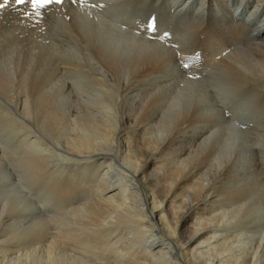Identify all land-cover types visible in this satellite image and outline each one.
Returning <instances> with one entry per match:
<instances>
[{
  "label": "bare ground",
  "instance_id": "bare-ground-1",
  "mask_svg": "<svg viewBox=\"0 0 264 264\" xmlns=\"http://www.w3.org/2000/svg\"><path fill=\"white\" fill-rule=\"evenodd\" d=\"M96 5L66 2L43 10L42 17L25 16L26 6L14 2L0 9V99L14 109L19 127L30 119L42 136L70 154L90 156L96 167L88 175L89 186L87 177L78 182L66 172L54 177L46 170L52 163L47 156L42 165L38 153L17 144V123L5 124L12 143L6 145L7 166L18 168L26 184L15 183L17 176L11 177L6 159L3 164L0 158V264L31 256L42 264L46 253L57 264L53 256L61 247L56 240L69 238L53 235L46 214L54 215L76 192L85 196L90 184L102 198L73 205V211L86 213L76 214L82 230L109 224L124 211L117 200L133 194L146 209L133 211L128 220L141 232L155 229L164 236L150 232L149 249L174 260L181 253L187 264H202L209 256L205 264L231 261L227 247L238 239L253 244L264 234V0H101ZM107 11H115L117 20ZM151 15L157 16L159 33L171 31L178 48L156 34L154 40L147 38L124 20L146 22ZM177 51L187 68L177 63ZM91 132L93 140L86 135ZM20 147L24 150L18 154ZM113 165L123 175L114 172L109 182L103 169ZM23 187L30 189L27 197ZM126 221L119 217L114 223ZM259 250L249 264H258Z\"/></svg>",
  "mask_w": 264,
  "mask_h": 264
},
{
  "label": "rangeland",
  "instance_id": "rangeland-1",
  "mask_svg": "<svg viewBox=\"0 0 264 264\" xmlns=\"http://www.w3.org/2000/svg\"><path fill=\"white\" fill-rule=\"evenodd\" d=\"M4 103V104H3ZM3 104V105H2ZM6 104V105H5ZM2 105V106H1ZM6 106H7V108H6ZM2 109V110H1ZM11 109V110H10ZM8 110V111H7ZM2 111V113H0V134H2V137H3V135H5V134H7V125H8V123L10 124H12V125H15L16 123H17V125H15L16 127H17V130L19 129V135H17V139H18V142H17V144L19 145V144H21V146L22 147H24V148H27V149H29L30 151H32V153L33 152H35V153H38L39 155V159H41L40 160V162H41V164L42 165H44V158H45V156H47L46 158L47 159H45V160H49L50 159V163H51V161H52V163L50 164V165H48L47 167H48V169H46V170H48L47 172H49L50 174L52 173V176H56L57 174H58V176H56V177H59L62 173H65L66 172V174H67V176L68 175H76V182H78V181H80V180H86V178L85 177H87V184H88V186H89V183L90 182H92L91 180H92V178H88V175H90V174H95V162H94V160L92 159V158H90V156H88V155H86V156H88L89 158L88 159H83L81 156H79L78 157V155H75V154H73V153H71L70 154V152L67 150V151H65L66 149H64V148H62V147H60L57 143H55L54 142V140L51 138V137H49L47 134H43V136H42V133H43V130H41V131H39V129H41V128H39V127H36L37 125H34L33 123H31L32 121H29L30 119H28L27 118V120H25L26 122H24V127H23V125L21 126V127H19L20 125H19V123L18 122H16V112L14 111V109L13 108H10V106L7 104V102H3V100H1L0 99V112ZM6 111V112H5ZM6 113V114H5ZM4 114V115H3ZM13 114V115H12ZM15 114V115H14ZM6 115V116H5ZM4 116H5V118H4ZM13 116V117H12ZM15 118V119H14ZM6 119V120H5ZM11 119V120H10ZM15 120V122H13V121ZM5 124H7V125H5ZM30 125V126H32V127H30L31 128V133H30V128L27 126V125ZM32 124V125H31ZM27 126V127H26ZM23 128L26 130L25 132H23L24 130H23ZM28 128V129H27ZM20 129H22V131L20 130ZM37 129V130H36ZM28 130V131H27ZM248 130V129H247ZM250 130V132H252V133H257L254 129H249ZM23 133V134H22ZM27 133V134H26ZM39 133V134H38ZM45 133V132H44ZM92 133V132H91ZM91 133H88V134H86V135H88L89 136V138L90 139H94L95 137H94V135H93V133L91 134ZM22 135H23V137H22ZM26 135V136H25ZM45 135H46V137H45ZM91 135V136H90ZM27 136H29V137H27ZM35 136V137H34ZM2 137H1V140L0 141H3V139H2ZM27 137V138H26ZM34 137V138H33ZM39 137H41V138H39ZM22 140H24L25 138V141H23V142H19L21 139ZM29 138V139H28ZM38 138V139H37ZM44 138V139H43ZM46 138H48V139H46ZM50 138V139H49ZM16 139V140H17ZM33 139V140H32ZM32 140V141H31ZM39 140H41V141H39ZM46 140V141H45ZM48 140V141H47ZM35 142V143H34ZM40 142H41V144H40ZM42 142H44V143H42ZM47 144H46V143ZM52 142H53V144H52ZM5 143H3V142H0V147H2V145H4ZM31 144V145H30ZM33 145V146H32ZM48 145V146H47ZM50 145H51V147H50ZM49 148H47V147ZM5 147V148H4ZM3 148H4V151L6 152L7 151V153H4V151L2 152V149L0 150V158L2 159V163L3 164H5V159L7 158L8 159V157L9 156H7V154L9 153L8 152V150H7V147H6V145L4 146ZM59 149H58V148ZM57 149V150H56ZM61 149V150H60ZM35 150V151H34ZM59 150V151H58ZM37 151V152H36ZM61 151H63V152H61ZM48 152V153H47ZM56 152V153H55ZM59 152H60V154H59ZM66 152H68V155L66 156ZM58 153V154H57ZM5 156H4V155ZM43 156H42V155ZM64 154V155H63ZM9 155V154H8ZM56 155H58V156H56ZM63 157H62V156ZM51 156V157H50ZM69 156H70V158H69ZM74 156V157H73ZM6 157V158H5ZM44 157V158H43ZM66 157H68V159L65 158ZM75 160V158L78 160V163H77V161L75 162L74 160H70V159H72V158ZM4 158V159H3ZM6 159V164H5V166H7V163H8V161L9 160H7ZM62 159H64V160H62ZM80 159V160H79ZM81 159H83V160H81ZM68 160V161H67ZM89 160V161H88ZM61 161V162H60ZM69 161H70V163H69ZM80 161V162H79ZM88 161V162H87ZM64 162H67L68 164H66V166H65V164H64ZM83 163V164H80V163ZM86 162V163H85ZM54 163H56V164H54ZM62 163V164H61ZM71 163H76L75 165L76 166H74L73 164H71ZM63 164H64V166H63ZM13 165V164H12ZM53 165V166H52ZM71 165V166H70ZM59 166V167H58ZM107 166V165H106ZM114 166H116V167H114ZM124 166V169H125V172L126 171H129L128 170V168H126V166L125 165H123ZM7 167H9L8 169H10V167H11V164L9 165L8 164V166ZM44 167V166H43ZM63 167V168H62ZM75 167V168H74ZM45 168V167H44ZM110 167H107V168H104L103 169V173L104 172H107V171H109V172H107L108 174V176L110 177L109 178V182H113V178H112V176L114 177L115 175V177H118V176H121V175H123V174H121V172L123 171V169L120 167L119 168V165H113L112 166V168H110ZM45 170V171H46ZM51 170V171H50ZM53 170H55V172L53 173L52 171ZM57 170H59V171H57ZM79 170V171H78ZM10 171H11V173L9 172V174H11V177L12 176H14V177H16V178H14V180H15V183H17V184H19V186H21V185H23V183L25 184V180L20 176V174L19 173H16V172H18V171H16L14 168L13 169H10ZM16 171V172H15ZM112 172V173H111ZM115 172V173H114ZM56 173V175H54ZM115 175H114V174ZM123 173V172H122ZM128 173V172H127ZM13 174V175H12ZM60 174V175H59ZM93 176V175H92ZM81 178V179H80ZM80 179V180H79ZM95 180H97V176L95 177L94 176V179H93V181H95ZM19 181V182H18ZM115 181V180H114ZM90 191H88L87 193H86V195L85 196H78V192H76L75 193V195H76V197H73L72 199H70V200H67V201H65V203H64V205H62L61 207H60V209L53 215V214H51V215H49V213H47L46 215H47V217H45V218H47V220H49L50 218V224H51V226H52V228L54 227V229L55 230H53L52 228H51V231H52V233H54L53 235H56L57 233H60V235H63L64 236V238H69V242H67V240H64V242H62L61 240L59 241V239H57L56 240V242H58V244L60 245V249H59V251L58 252H56L55 253V256H53V258L55 259L54 260V262L55 261H57V264H81L79 261H82V263L83 262H85V263H87V264H124L123 262H122V260L123 261H128L127 263H125V264H133V263H136V264H141L142 262H143V264H187V260H186V258L181 254V253H178V252H176V257L175 258H178V260H174V258L172 257V258H163V255L161 256V255H158V254H160L157 250H155V248H153V249H149L148 248V239L151 237V233L153 232L154 234H156V236L158 235L159 237H164V236H161L159 233H158V231H156L155 229L153 230H151V231H146V232H141V230H140V228H138L136 225H138L136 222H134V221H132V220H128L129 218V216H131L132 214H134V212L133 211H140V210H144V209H146V207L144 206V203H142V199L140 198V197H138L137 196V198H134V197H132L131 198V195H133V194H125L123 197H121L122 199H119V200H117V202H120V204H119V206L120 207H122L121 209H123L124 208V211L123 210H120L122 213H120L119 215H118V217L116 216V217H113L112 219H110V220H108V223L109 224H107V222H105V223H100V224H102V225H99V224H97L96 226H94V228L92 227V229H89V228H87V229H84V230H82V228L79 226V224H77V221L79 222V220H80V217H83L82 215H86V213L84 212V210L83 209H79V211L78 210H74L73 211V208H75V207H77V206H79L80 204H82V203H85V202H88L87 200L88 199H90L89 200V203L90 202H93V201H96V200H98V199H100V198H102V197H99L100 196V194H99V190H97V189H94V188H92V186H91V184H90ZM24 188V187H23ZM24 190H26V193H24V194H27L26 195V197L28 196V193H29V188H24L23 189V191ZM76 190V189H75ZM94 192H93V191ZM91 191L93 192V193H91ZM25 192V191H24ZM116 192V191H115ZM117 192H119V190H117ZM90 193V194H89ZM97 194H99V195H97ZM94 195H96V196H94ZM12 198H13V200L16 202H19L18 201V199L17 198H15V196L14 195H10ZM31 197H34L33 199H36L35 198V196H32L31 195ZM92 197V198H91ZM127 197H129V198H127ZM103 198H105V196L103 197ZM125 198V199H124ZM84 199V200H83ZM86 199V200H85ZM118 199V198H117ZM32 202V201H31ZM71 202V203H70ZM122 202H124V203H122ZM35 203V202H34ZM42 203V202H41ZM66 204V205H65ZM70 204V205H69ZM72 204V205H71ZM78 204V205H77ZM124 204V205H123ZM35 206L37 205V208H39V210L40 211H43V210H41V205H39V204H37V203H35L34 204ZM73 205H77V206H73ZM126 205V206H125ZM67 206H68V208H67ZM70 206V207H69ZM71 206H73V207H71ZM127 207V208H126ZM129 207V208H128ZM43 208V207H42ZM147 208H148V205H147ZM61 209H62V211H61ZM64 209H66V210H64ZM72 209V210H71ZM127 209V210H126ZM128 209H130V210H132V211H130V210H128ZM67 211H69V213L67 212ZM126 211V212H125ZM60 212H62V213H64V214H62V213H60ZM75 213V215H74V213ZM77 212H79L78 213V215L80 216H77L76 217V214H77ZM132 212V213H131ZM68 213V214H67ZM131 213V214H130ZM73 214V215H72ZM130 214V215H129ZM55 215H56V217H55ZM59 217H58V216ZM114 216H115V214H113ZM263 215V214H262ZM69 216V217H68ZM73 216H74V219H73ZM48 217H50V218H48ZM61 217V218H60ZM66 217V218H65ZM119 217H123V218H125V220H127L125 223H124V225L122 224V226H119V225H117V224H115L116 223V221H117V218H119ZM57 218V219H56ZM52 219H54V221L52 220ZM62 219V220H61ZM71 219H73L72 220V222H71ZM78 219V220H77ZM115 219V220H114ZM67 220H69V221H67ZM112 220V221H111ZM60 221H61V225H60ZM75 221V222H74ZM72 224V226H71V224ZM111 222V223H110ZM115 222V223H114ZM128 222V223H127ZM65 223H67V224H65ZM76 223V224H75ZM57 224V225H56ZM75 224V225H74ZM112 224V225H111ZM131 224V225H130ZM64 225V226H63ZM67 225V226H66ZM104 225V226H103ZM112 227H111V226ZM114 225V226H113ZM56 226V227H55ZM76 228H75V227ZM79 226V227H78ZM100 226V227H99ZM117 226V227H116ZM119 226V227H118ZM129 226V227H128ZM132 226H134L133 228H131ZM59 227V228H58ZM112 228V229H110V228ZM77 228H78V230H77ZM98 228H100V231H98L99 229ZM114 228L119 232V233H117V231L116 230H114ZM123 228V229H122ZM263 228H264V226H263ZM59 229V230H58ZM102 229H104L103 231H102ZM134 229V230H133ZM138 229V230H137ZM58 230V231H57ZM76 230H77V232H76ZM81 230V231H80ZM89 230V231H88ZM113 230V231H112ZM129 232H128V231ZM130 230H132V231H130ZM138 232H137V231ZM83 231H85L84 233H83ZM106 231V232H105ZM69 232H71V233H69ZM74 232V233H73ZM79 232V233H78ZM81 232V233H80ZM137 232V233H136ZM142 233V234H140V233ZM151 232V233H150ZM67 233V234H66ZM82 233L84 234V236H85V234H86V239H85V237L83 238V237H81V235H82ZM112 233V234H111ZM148 233H150V234H148ZM76 234H78V235H76ZM114 234V235H113ZM117 234H119V236L117 235ZM139 234V235H138ZM148 234V235H147ZM70 235H72V236H70ZM90 235V237H87V236H89ZM95 236V237H91V236ZM101 237H100V236ZM102 235L106 238L105 240H103L102 241ZM126 235V236H125ZM127 235H129V237L127 236ZM134 235H136V237H138V239H139V237H141L139 240H142V241H139L137 238L135 239L134 237ZM142 235V236H141ZM150 235V236H149ZM77 236V237H76ZM97 236L101 239V240H99V238H97ZM111 236V237H110ZM145 236V237H144ZM263 236H264V234H261V236L259 237V239L256 241L255 240V242L253 243V244H248L247 242H249L248 240H246V239H238V241L239 242H235V243H233V245H230V244H226L227 246H232V247H230L229 246V248L227 247H225L226 248V250H228L229 252H228V254L229 255H227V252H226V255H227V257H228V260H231V261H229V262H226L225 264H237L238 262H240L241 264H247L246 262H248V260L250 259V257L252 256L251 254H253V252L256 250V249H258V247H260V250H259V252H258V256H257V259H258V264H264V240L262 241V238H263ZM81 237V238H80ZM128 237V238H127ZM143 237H144V239H143ZM87 238H88V240H87ZM95 240H94V239ZM121 238H123V239H121ZM131 238V239H130ZM132 238H133V240H132ZM77 239H78V241H77ZM84 239V240H83ZM91 239V240H90ZM109 239V240H108ZM75 240V241H74ZM81 240L83 241V243L84 244H82V242H81ZM109 242H108V241ZM120 240V241H119ZM124 240H126V242L124 241ZM89 243H88V242ZM90 241H93L92 243L90 242ZM111 241V242H110ZM147 241V242H146ZM241 241V242H240ZM77 242V243H76ZM101 244H100V243ZM105 242V243H104ZM117 242V243H116ZM125 242V243H124ZM133 242V243H132ZM137 242H139V243H137ZM146 242V243H145ZM162 242H166V243H170L169 241H167V240H163ZM111 243H113L112 245H111ZM116 245H115V244ZM119 243H120V246H119ZM128 243L130 244V246L128 245ZM263 243V244H262ZM72 244V245H71ZM80 244H82V245H80ZM105 246H104V245ZM239 244V245H238ZM248 244V245H247ZM80 245V246H79ZM86 245V246H85ZM96 245H98V246H96ZM121 245H122V247H121ZM133 245H135L136 246V248H137V250H136V248H135V246H133ZM140 245V246H139ZM143 245H145V247L143 246ZM261 245V246H260ZM70 246V247H69ZM96 246V247H95ZM114 246H116V248H117V250L118 251H116V248L114 247ZM129 246V247H128ZM138 246H139V248H138ZM80 247V248H79ZM82 247H83V249H82ZM114 247V248H113ZM123 247H125V249L123 248ZM127 247V248H126ZM164 247H165V245H164ZM123 248V249H122ZM135 248V249H134ZM145 248V249H144ZM79 249V250H78ZM84 249H86V250H84ZM132 249H134V250H132ZM141 249H144V250H142L141 251ZM83 250V251H82ZM92 250V251H91ZM115 250V251H114ZM121 250H122V252H121ZM153 251L152 252V254H154V256L156 255V257H153V255L152 254H150L151 253V251ZM233 250V251H232ZM108 251V252H107ZM126 251V252H125ZM138 251V252H137ZM150 251V252H149ZM83 252V253H82ZM98 252V253H97ZM112 252V256H110L109 255V253H111ZM116 252H118V254L116 255ZM144 252H146V253H148V255H149V257H148V259H147V255H146V253H143ZM140 253H142V254H140ZM104 254V255H103ZM114 254V255H113ZM119 254H121V255H119ZM135 254V255H134ZM249 255V256H245V255ZM105 255H106V257H105ZM144 257H143V256ZM88 256V257H87ZM125 256V257H124ZM134 256H135V258H134ZM138 256V257H137ZM159 256V257H158ZM230 256V257H229ZM71 257H76L77 258V261H73L72 260V258ZM111 257V258H110ZM146 257V258H145ZM241 257H247L246 258V262L245 261H242L241 260ZM113 258V259H112ZM138 258H140V259H138ZM142 258H144L145 260H147L146 262L147 263H145V260L144 259H142ZM150 258V259H149ZM210 258V256L209 257H207V258H204L205 260H207V259H209ZM230 258V259H229ZM239 259L240 258V260L239 261H236L237 259ZM262 258V259H261ZM134 259H136V261L134 260ZM138 259V260H137ZM142 259V260H141ZM204 259L203 260H201L199 263H202V264H205V262H204ZM234 259V260H233ZM248 259V260H247ZM36 260H40V257H37V256H31V257H26L25 258V260H23L22 262H13V264H39L38 263V261H36ZM50 260V261H49ZM79 260V261H78ZM141 260V261H140ZM149 260V261H148ZM44 261L45 262H43L42 264H51V262H52V260L49 258V255H47V253H46V255H45V259H44ZM49 261V262H48ZM135 261V262H134ZM253 261V260H252ZM261 263H260V262ZM79 262V263H78ZM122 262V263H121ZM139 262V263H138ZM220 262V263H219ZM243 262V263H242ZM84 263V264H85ZM240 263H238V264H240ZM12 264V263H11ZM215 264H224V263H222V261H220L219 259H217L216 260V262H215ZM248 264H249V262H248Z\"/></svg>",
  "mask_w": 264,
  "mask_h": 264
},
{
  "label": "snow or ice",
  "instance_id": "snow-or-ice-1",
  "mask_svg": "<svg viewBox=\"0 0 264 264\" xmlns=\"http://www.w3.org/2000/svg\"><path fill=\"white\" fill-rule=\"evenodd\" d=\"M15 5H20V6H26L24 15L31 17V16H36V17H42V10L48 9L52 5H63L65 3V0H0V9L5 8L9 3H13ZM89 2V0H70V3L75 6L77 4L80 5H85ZM92 7H96V4H92ZM100 7H104L103 4L99 5ZM30 8V11L28 10ZM150 28L153 33L156 34V38L159 40L163 41L166 39H170L171 34L167 32H163L162 34L158 32V29L155 26L154 21L150 22ZM173 47H177L176 45H173ZM176 60L177 63L181 64V67L187 68L188 65L182 63V57L179 54V51H177L176 54Z\"/></svg>",
  "mask_w": 264,
  "mask_h": 264
}]
</instances>
